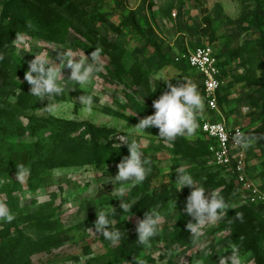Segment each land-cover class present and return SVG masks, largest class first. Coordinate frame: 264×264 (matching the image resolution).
Instances as JSON below:
<instances>
[{
	"label": "rangeland",
	"instance_id": "1",
	"mask_svg": "<svg viewBox=\"0 0 264 264\" xmlns=\"http://www.w3.org/2000/svg\"><path fill=\"white\" fill-rule=\"evenodd\" d=\"M37 1L0 0V203L14 217L0 218V264H167L169 258L219 264L233 245L242 264H264V204L248 207L211 164L200 127L173 142L158 138L155 127L145 134L130 128L154 114L153 101L168 81L194 83L202 95L183 56L211 46L222 67L220 114L251 141L248 175L264 193V0H89L87 14L97 19L87 16L96 31L87 35ZM95 49H102L100 71L88 85L68 81L64 68L57 81L62 94L43 100L30 94L24 72L35 55L60 68L61 54L90 60ZM88 95L91 112L79 100ZM47 104L56 107L47 111ZM206 117L221 120L204 107L199 125ZM123 137L151 161L140 183L113 180L116 165L129 155ZM20 165L30 169L23 178ZM178 170L226 199L225 214L204 225L198 239L188 229L175 237L189 217L183 210L192 190L178 192ZM146 195L148 205L137 206ZM120 200L132 209L121 210ZM101 208L121 233L116 244L87 231ZM146 212L159 214L158 231L141 245L136 226Z\"/></svg>",
	"mask_w": 264,
	"mask_h": 264
},
{
	"label": "clouds",
	"instance_id": "2",
	"mask_svg": "<svg viewBox=\"0 0 264 264\" xmlns=\"http://www.w3.org/2000/svg\"><path fill=\"white\" fill-rule=\"evenodd\" d=\"M101 51L102 49L92 51L90 60L86 56L84 59H74V54L71 58L61 54L59 60L62 67L60 68L54 67L43 55H35V58L28 62V68L24 72V80L30 85V94L41 100L48 97L55 98L57 95L62 94L64 87L57 81L61 78V72L64 68L70 69L68 81L79 85H88L94 74L100 71L97 59ZM165 84L167 90L153 101L154 114L140 119L134 127L130 128L133 133L145 134L146 130L155 127L159 130L157 137L165 142H173L180 136H193L197 128L200 127L197 116L202 114L204 110L203 98L198 92L197 86L194 83L187 82L173 84L168 81ZM79 100L81 103L87 104L88 111L91 112L93 97L91 95L81 96ZM55 107V104H47L45 110L52 111ZM234 142L244 149L251 143L243 132L235 134ZM122 143L126 144L129 155L123 157L116 165L118 171L112 179L118 183H140L145 179L149 171L146 165H150L151 161L143 158V153L137 142L129 140L128 137H123ZM19 172L20 178H23V175L30 173V169L20 165ZM176 172L177 176L174 184L178 192L184 187L192 189L186 198L183 211L193 218L194 222L187 223L186 227L198 239L203 226L208 222H215L220 219L225 214L227 205L222 196L209 193L203 186H197L191 174L179 170ZM120 201L119 208L121 210L129 211L132 209L133 206L128 202ZM0 218H6L9 222L14 218L3 203H0ZM237 218L242 219V214H237ZM158 220V213H145L143 219L136 226L137 242L139 244H150L151 239L157 235ZM87 231L92 232L94 235L99 234L113 244L118 243L121 239L119 230L110 228L108 214L103 208H101L99 214H96V220L92 228ZM229 251L230 255L220 256L219 264H242V258L235 245ZM68 264H73V262L69 261ZM140 264H143V262H140Z\"/></svg>",
	"mask_w": 264,
	"mask_h": 264
},
{
	"label": "built area",
	"instance_id": "3",
	"mask_svg": "<svg viewBox=\"0 0 264 264\" xmlns=\"http://www.w3.org/2000/svg\"><path fill=\"white\" fill-rule=\"evenodd\" d=\"M183 62L200 81L204 107L209 112L221 116L219 121L210 117L201 121L200 133L206 144L208 159L213 166L233 181L237 187V194L247 205L264 204L263 191L248 175L249 148L244 149L234 142L235 134L244 131L240 126L227 123L219 111V91L223 85L222 68L212 47L205 45L187 50Z\"/></svg>",
	"mask_w": 264,
	"mask_h": 264
},
{
	"label": "trees",
	"instance_id": "4",
	"mask_svg": "<svg viewBox=\"0 0 264 264\" xmlns=\"http://www.w3.org/2000/svg\"><path fill=\"white\" fill-rule=\"evenodd\" d=\"M38 5L43 7L44 9H47L50 13L52 14H57L58 16H61L65 19L68 20L69 25L71 26V28L76 31L78 34L81 35H87V34H94L96 31L94 29H92L87 23V16H89L87 14L86 11V7L89 5V0H38L37 1ZM91 21H95L97 19V17L95 16H89ZM103 17V16H102ZM104 19V17L102 18ZM257 16L254 15V18L252 21L259 22V20H257ZM250 21V22H252ZM115 31H117L118 29L114 28ZM264 36V32H262V37ZM220 66V63H219ZM221 67V66H220ZM222 68V67H221ZM258 83L261 84V81H254V85H257ZM262 87V85H261ZM260 87V88H261ZM220 93V92H219ZM220 98V97H219ZM89 126V132H90V142L92 144L95 143V135L93 132H91L93 129V127H91V125ZM201 146L203 147L206 155H207V150H206V144L205 141L202 139L201 136ZM95 147L97 148V144L95 143ZM94 149V146H92V151ZM231 183H233L232 180H230ZM150 200V196L146 195L145 197H143L141 200H139L137 202V206H143V205H148ZM226 203V199L224 200ZM248 207L250 205H247ZM255 206V205H252ZM247 210L250 209H246L245 211L248 212ZM193 218L191 216H189L183 223L182 225H180L177 230H176V238H180L187 230V223L192 222ZM167 264H173L172 258H169L167 260Z\"/></svg>",
	"mask_w": 264,
	"mask_h": 264
}]
</instances>
